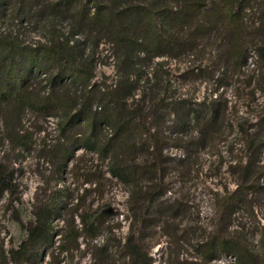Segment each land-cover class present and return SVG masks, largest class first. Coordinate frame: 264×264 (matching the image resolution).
Masks as SVG:
<instances>
[{
	"label": "trees",
	"instance_id": "trees-1",
	"mask_svg": "<svg viewBox=\"0 0 264 264\" xmlns=\"http://www.w3.org/2000/svg\"><path fill=\"white\" fill-rule=\"evenodd\" d=\"M7 1L0 0L1 18L38 15L47 20L45 26L61 20L67 29L61 36L34 42L0 31V199L16 191L14 172L4 164V154L25 151L34 136L43 137L44 128L37 124L46 117L55 119L57 134L52 144L43 146L57 152L59 171H65L80 148L106 165L105 170L97 163L81 169L84 183L96 192L107 174L127 184L129 194L126 213L97 205L90 214L78 204L86 188L73 208L64 202L68 187L58 188L57 196L37 202L31 221L24 226L25 237L16 247L5 249L0 239V264H37L46 255L55 258L54 250L68 254L81 246L89 264H108L110 257L128 264H153L154 258L136 234L145 227L144 206L157 202V214L175 213L173 205L159 202L170 161L163 154L168 136L162 125L169 121L176 127L174 147L202 144L222 122L227 104L217 96L206 102L174 96L164 61L151 63L155 58L195 57L198 63L192 62L189 73L212 78L221 87L223 75L239 71L249 58L242 21L246 0H15L17 7L11 13L3 8ZM101 44L112 54L115 79L111 84L92 82L95 49ZM206 48L209 58L204 64ZM254 52L264 68V42ZM261 84L264 89V71L256 88ZM241 146L245 157L228 165L235 188L216 196L215 229L192 243L200 262L171 253L172 243L180 246L185 238L170 231L165 264H211L222 254H231L235 264H264V250L257 262L252 249L223 233L246 197L264 189L259 184L264 180V165L252 160L261 154L262 142L254 132L244 131ZM119 214L134 217L124 236H115L109 224ZM55 221H62V226ZM99 237L101 242L94 243Z\"/></svg>",
	"mask_w": 264,
	"mask_h": 264
},
{
	"label": "rangeland",
	"instance_id": "rangeland-1",
	"mask_svg": "<svg viewBox=\"0 0 264 264\" xmlns=\"http://www.w3.org/2000/svg\"><path fill=\"white\" fill-rule=\"evenodd\" d=\"M247 6L242 13L244 35L248 40V60L239 71H227L223 75L221 87H217L212 78L198 77L189 73L192 62L198 63V59L192 56L181 55L177 59L155 58L164 61V68L171 77L175 87L174 96L193 99L194 101H209L216 96L218 101L226 102L223 120L216 131L202 144L185 143L181 147H174L173 140L177 136L176 127H171L167 121L162 125L167 138L163 154L170 157L166 166V177L162 183L160 197L162 206L173 205V216L157 214V202L154 205H146L143 208L145 226L137 231L141 238L142 246L154 258L153 264H165L168 256L165 254V246L170 245L167 232L175 231L177 236H184L183 243L170 246L171 253L178 252L179 258H186L194 263L200 262L199 251L193 249V244L208 236L215 225V208L219 194H225V190L235 188V178L231 175L228 165L234 164L240 158L245 157L242 150V132H254L257 140L263 147L259 156L252 160L256 165H264V89L263 84L257 89V79L263 65L257 60L254 48L264 42V0H246ZM17 7V1L8 0L3 6L7 13H11ZM30 19L0 17V31H11L19 38L34 42L43 41L46 37L61 36L66 34L67 23L61 20H53L44 25L45 19L33 15ZM50 30V31H48ZM85 44V43H84ZM87 45V43H86ZM84 45L80 44V48ZM89 48L86 47V51ZM96 70L92 82H114L115 73L110 49L99 45L95 49ZM208 49H204V64L208 61ZM206 66V65H204ZM29 118V114L25 116ZM28 124V123H27ZM38 126L44 128V136L37 134L33 137L32 146L25 151H6L4 164L14 172L16 191L12 195L4 193L0 199V239L4 241V248L16 247L25 237L24 226L32 219V210L39 200L57 196V189L66 186L69 189L64 202L68 208H73L77 197L86 188L85 197L79 206L93 213L96 206H110L115 212H127V198L129 186L119 182L109 175L106 180L94 192L92 186L84 183L81 169H89L100 164L106 169L104 162L96 158L90 152H84L78 148L74 151V158L68 162L65 171H59L56 165L57 152L43 146L52 144L57 134L55 119L46 117L39 121ZM170 130V131H169ZM173 131V132H172ZM172 132V133H171ZM40 138V139H39ZM185 142V139L183 140ZM248 157V156H247ZM259 184L264 188V180ZM76 207V206H74ZM72 211V210H70ZM118 217V219H117ZM64 220L68 216H62ZM134 217L127 219L122 215H113L109 222L115 236H124ZM78 226V219L75 218ZM58 227L62 221H55ZM135 225L133 229L137 230ZM141 230V231H140ZM186 233V234H185ZM226 236H232L240 240L244 245L254 251L257 262H260V254L264 250V189L263 192L251 193L246 197L244 205L236 211L231 220L223 229ZM56 239V237H55ZM101 242L99 237L94 243ZM84 245V243H82ZM74 250L68 254H57L50 259L48 255L41 257L37 264H89V255L82 250ZM114 259V260H113ZM236 259L231 254H222L211 264H235ZM108 264H128L117 262L116 258H109ZM260 264V263H259Z\"/></svg>",
	"mask_w": 264,
	"mask_h": 264
}]
</instances>
